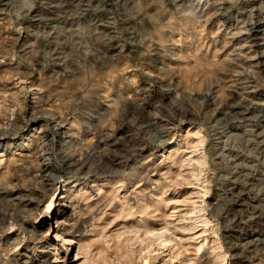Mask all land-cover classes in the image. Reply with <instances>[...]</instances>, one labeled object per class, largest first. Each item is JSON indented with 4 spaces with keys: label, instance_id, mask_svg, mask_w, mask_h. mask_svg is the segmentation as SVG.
Wrapping results in <instances>:
<instances>
[{
    "label": "rangeland",
    "instance_id": "obj_1",
    "mask_svg": "<svg viewBox=\"0 0 264 264\" xmlns=\"http://www.w3.org/2000/svg\"><path fill=\"white\" fill-rule=\"evenodd\" d=\"M43 261L264 264V0H0V264Z\"/></svg>",
    "mask_w": 264,
    "mask_h": 264
},
{
    "label": "bare ground",
    "instance_id": "obj_2",
    "mask_svg": "<svg viewBox=\"0 0 264 264\" xmlns=\"http://www.w3.org/2000/svg\"><path fill=\"white\" fill-rule=\"evenodd\" d=\"M69 160V159H68ZM64 199V198H63ZM48 201V203H47V208L48 209H51V206H52V204L54 203V202H58V201H60V199H58V198H56V199H54L53 197L50 199V200H47ZM64 219V218H63ZM57 220H58V217H56V222H57ZM65 221H69L68 219H64ZM64 223L62 222V223H59L56 227H52V226H50L49 228H48V231H51V232H53V233H55V235H56V238L57 239H54L53 240V242H55L56 243V245L57 246H59V243H58V241H61V240H59L58 239V236H59V238L61 237L60 235H62L63 237V239L64 240H66L67 239V241H68V237H69V235H68V233L66 232L67 231V226L65 227L64 225H63ZM74 226V225H73ZM74 231V230H73ZM163 232V231H162ZM162 232H159V231H149L148 233H149V235H154V236H156L157 238H158V240L159 239H162V237H163V233ZM69 233H71L70 231H69ZM151 233V234H150ZM72 234V233H71ZM247 236H250V235H247ZM153 237V236H152ZM166 239V238H165ZM63 240V241H64ZM256 240H258V238H256V239H249L247 242L248 243H250V244H252V245H255L254 243L256 242ZM152 241V240H151ZM162 242V241H161ZM166 242H168V241H166ZM166 242H163V243H166ZM146 247V246H145ZM56 258H58V255L56 256ZM40 264H44V261L42 262V263H40Z\"/></svg>",
    "mask_w": 264,
    "mask_h": 264
}]
</instances>
